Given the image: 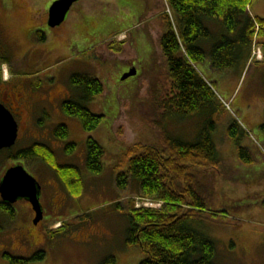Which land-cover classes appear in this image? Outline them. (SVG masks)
<instances>
[{
	"label": "rangeland",
	"instance_id": "rangeland-1",
	"mask_svg": "<svg viewBox=\"0 0 264 264\" xmlns=\"http://www.w3.org/2000/svg\"><path fill=\"white\" fill-rule=\"evenodd\" d=\"M53 1L1 0V33L5 32L10 39L24 35L30 13L40 17ZM163 2L80 0L72 5L64 22L50 30V35L47 33L48 41L36 42L30 48L10 45L0 49V68L7 71V75L2 71L1 77H11L25 88L37 91L61 83L69 89V99H76L70 84L74 75L99 78L105 87L102 96L85 105L93 114L103 116L100 124L90 131L83 128L78 118L64 114L60 102L58 109L49 110V116L41 110L30 116L25 107L19 112L16 109L18 115L13 113L19 124V136L13 147L0 150V180L9 166L23 165L41 186L42 219L34 223V211L26 200L14 203L12 214L7 216L0 210V264H9L3 256L5 253L29 258L38 251L45 253L44 258L28 264H101L109 257L115 259V264H139L144 259L140 250L126 243L127 207L131 201L135 209L157 211L163 202L138 195L133 180H129L126 189L118 188L116 176L127 169L123 156L125 145L121 140L158 145L165 129L173 138L194 141L205 120L204 116H193L184 120L169 118L163 125L158 123L153 71L158 60L155 41L161 29L160 15L163 9L169 14ZM248 11L253 18L264 19V0H254ZM207 24L215 36L203 45L208 53L219 28ZM261 29L255 24L247 63L242 61L222 72L211 69L208 58L195 63L201 75L213 84L221 103L229 106L223 104L225 110L212 117L216 125L212 140L217 163L208 171L212 180L210 193L204 190V203L206 210L216 214L204 215L205 219L194 222V227L214 242L216 264H264V36L259 35ZM113 32H121L114 36L118 41L131 37L129 44H132L123 47L119 57L107 55L102 46L98 50L94 48ZM65 34L67 46L58 48L56 38ZM131 67L137 69V74L122 80ZM63 85L50 90V94L58 97L66 93ZM234 120L239 126L236 140L227 132ZM63 123L68 128L65 139L54 132ZM118 123L123 127L121 136L114 134ZM42 131L50 132L46 140ZM39 135V143L53 151L57 163L80 171L84 189L79 197L71 196L43 161L15 159ZM88 138L97 141L107 153L103 170L98 174L90 173L85 167ZM67 145H74L71 153L65 151ZM208 181L204 179L206 187Z\"/></svg>",
	"mask_w": 264,
	"mask_h": 264
},
{
	"label": "trees",
	"instance_id": "trees-1",
	"mask_svg": "<svg viewBox=\"0 0 264 264\" xmlns=\"http://www.w3.org/2000/svg\"><path fill=\"white\" fill-rule=\"evenodd\" d=\"M163 1L169 8V14L163 9L160 15L161 29L155 41L158 60L153 71L158 123L163 125L169 118L184 120L193 116H204L205 120L201 133L194 141L184 142L173 138L165 129L160 130L158 145L130 143L126 138L121 140L125 145L123 156L127 169L116 176L118 188L126 189L129 180H133L137 183L138 195L163 202L161 209L154 211L135 209L134 202L130 201L127 207L129 228L126 243L145 256L139 264H216L214 242L196 229L194 222L205 219L204 215L216 214L205 209L204 190L211 187L209 168L217 163V150L212 140L216 125L212 117L223 112L225 107L213 84L193 65L208 58L210 68L222 72L242 61L247 63L255 24L262 27L259 35L264 36V19L250 15L248 8L254 0ZM207 23L219 28L208 53L203 45L215 36ZM117 34L119 32H113L111 37L94 48L98 50L102 46L107 55L119 57L132 42L129 44L130 36L128 40H116L114 36ZM70 84L77 98L62 102V112L78 118L85 130L95 129L103 116L93 114L85 105L104 94V83L99 78L74 75ZM238 127L234 120L227 129L234 140L238 137ZM114 130V134L121 136L123 127L118 123ZM54 132L61 139L68 137L65 125L57 126ZM73 147L67 145L65 151L71 153ZM106 155L105 149L97 141L92 138L86 140L85 167L90 173L102 172ZM14 157L43 161L55 172L71 196L79 197L83 193L80 171L74 166L57 163L53 151L45 144H32ZM205 178L209 179L208 187L204 184ZM116 205L120 207L118 202ZM3 256L9 264H28L42 260L45 253L38 251L30 259L7 253ZM101 264H115V259L106 258Z\"/></svg>",
	"mask_w": 264,
	"mask_h": 264
},
{
	"label": "flooded vegetation",
	"instance_id": "flooded-vegetation-1",
	"mask_svg": "<svg viewBox=\"0 0 264 264\" xmlns=\"http://www.w3.org/2000/svg\"><path fill=\"white\" fill-rule=\"evenodd\" d=\"M33 3L38 4L35 1ZM28 6L30 7L29 4ZM49 7L50 6L47 7L46 11L42 12L43 14L40 17L39 16L34 17L30 13V15L28 16V25L26 27V29L28 30L24 35L22 33L17 38L10 39L6 37L5 32L1 33L0 31V49L9 48L10 45H16V46H19L20 48L22 46H26L30 48L36 42L40 43L46 40L48 41L49 37H47V33L50 35L51 33L50 30H55L56 27L62 24L61 23L60 25L55 26V27L48 26L47 22H48ZM36 11L41 12L40 10H37V9ZM56 41H57L56 46L58 48H66L67 46L66 43L68 41L66 34L62 36H58L56 38ZM2 71H3L2 68H0V95L2 96V98H0V102L11 112L12 115L14 112L17 113L18 115V112L20 111V109L25 107L30 112L29 113L30 116L33 115L38 110L43 111L49 116L50 115L49 110L54 111L55 109H58L57 106L59 102H60L59 107L61 108L62 102L66 100H70L69 99V96H70L69 89L67 88V86H64L61 83L58 84L57 86H52L51 84H49L47 88L35 91V90H32L31 88L29 89L25 88L23 84L20 82L12 81L11 77L5 76V78H2L1 77L3 75L1 74ZM58 81H60V79H58ZM62 85L64 86L66 93H62V95L58 97H53L52 94H50V90H56L57 88L62 87ZM4 97H7V98L4 100L3 99ZM12 109H13V112H12ZM16 109L18 110V112L16 111ZM61 125H65V123ZM17 126H18V131H17V138H18L19 136V124L18 123H17ZM41 134H43L42 138L46 140L48 136L50 135V132L42 131ZM40 139H41V136L40 135L37 136L36 142L34 144L39 143ZM13 205L14 203L8 204V203L2 202L0 198V210L4 215L7 216L8 214H10V212L14 210ZM25 251L26 249L23 243V253H25ZM31 257L23 258V259H30Z\"/></svg>",
	"mask_w": 264,
	"mask_h": 264
},
{
	"label": "water",
	"instance_id": "water-1",
	"mask_svg": "<svg viewBox=\"0 0 264 264\" xmlns=\"http://www.w3.org/2000/svg\"><path fill=\"white\" fill-rule=\"evenodd\" d=\"M80 0H55L49 7L48 26L55 27L63 23L71 6ZM137 70L132 67L121 77L122 80L135 76ZM17 123L11 112L0 102V150L11 148L17 139ZM40 184L25 168L16 164L9 167L0 180V198L2 202L13 204L19 200L30 203L37 224L42 219V207L39 201Z\"/></svg>",
	"mask_w": 264,
	"mask_h": 264
},
{
	"label": "crops",
	"instance_id": "crops-1",
	"mask_svg": "<svg viewBox=\"0 0 264 264\" xmlns=\"http://www.w3.org/2000/svg\"><path fill=\"white\" fill-rule=\"evenodd\" d=\"M256 14V13H255ZM256 16H258V15H256Z\"/></svg>",
	"mask_w": 264,
	"mask_h": 264
}]
</instances>
